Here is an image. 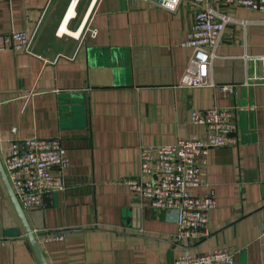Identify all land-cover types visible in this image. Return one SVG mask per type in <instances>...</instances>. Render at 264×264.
I'll return each instance as SVG.
<instances>
[{"label": "crops", "instance_id": "1", "mask_svg": "<svg viewBox=\"0 0 264 264\" xmlns=\"http://www.w3.org/2000/svg\"><path fill=\"white\" fill-rule=\"evenodd\" d=\"M0 0V34L35 29L27 49L0 50V157L11 140L59 138L70 158L66 189L48 192L29 221L49 264H175L226 246L235 264H264V9L216 0L231 16L215 48L212 79L185 87L195 51L183 44L195 18L191 0L176 10L148 0ZM93 30L97 32L92 33ZM81 102L84 111L72 108ZM237 107L239 142L212 148L206 181L214 189L209 234L177 240L176 223L125 180L140 173L143 149L203 137L192 110ZM16 129V131H13ZM32 212L31 209L24 208ZM13 213L19 235L0 236V264H41L0 177V226ZM40 224V223H39ZM62 231L63 240H45Z\"/></svg>", "mask_w": 264, "mask_h": 264}, {"label": "built area", "instance_id": "2", "mask_svg": "<svg viewBox=\"0 0 264 264\" xmlns=\"http://www.w3.org/2000/svg\"><path fill=\"white\" fill-rule=\"evenodd\" d=\"M176 10L182 0H148ZM216 0H191L195 18L184 45L195 48L187 67L185 87H218L224 94L235 92L231 84L217 85L212 79V63L227 23L231 16L214 8ZM227 4H241L253 9H264V0H221ZM78 0H71L64 21L57 33H70L63 29ZM35 29L14 28L0 34L1 49H27ZM97 31L93 30L95 34ZM264 74V54L258 56ZM191 122L206 128L203 137L181 138L175 143L143 149L140 154V173L125 180L138 197L148 199L153 208L165 212L167 220L177 225V240L191 245L209 234L210 213L217 206L214 189L204 195L193 189L206 181L205 159L212 148L236 145L239 142L237 107H210L192 110ZM16 131V129H13ZM9 181L23 208L42 204L48 192L66 189L64 170L70 164L66 148L59 138L28 137L11 140L9 153L2 159ZM63 240L61 232H51L45 240ZM7 240L0 238V245ZM175 264H235L234 254L226 246L193 254L186 250Z\"/></svg>", "mask_w": 264, "mask_h": 264}, {"label": "water", "instance_id": "3", "mask_svg": "<svg viewBox=\"0 0 264 264\" xmlns=\"http://www.w3.org/2000/svg\"><path fill=\"white\" fill-rule=\"evenodd\" d=\"M77 106H74L72 108L73 111H76V113H81L84 111V106L82 105V103L79 101L76 103ZM0 177L3 181V184L6 188V191L8 193V196L10 198V201L13 205V208L15 210V213L17 215V218L19 220V222L21 223V226L23 228V230L25 231L28 239L30 240V243L40 261L41 264H49L45 254L43 253V250L41 248L40 243L38 242L36 235L33 231L32 225L29 221L28 218V214L29 216L32 218V220L34 221V225L35 227H37L38 229L44 228L43 224H41L40 220L39 223L37 221H35L34 218V214L35 215H39L40 214V219H41V213L37 210H40L41 206H37V207H33L30 208L32 210V212H26L25 209L22 207V205L20 204L15 191L9 181V178L7 176L3 161L0 157ZM18 223L15 220V217L13 215V213H11L10 216H7L3 219V221L1 222V226H0V236H17L19 235V230L17 228ZM56 232H62V231H56Z\"/></svg>", "mask_w": 264, "mask_h": 264}, {"label": "bare ground", "instance_id": "4", "mask_svg": "<svg viewBox=\"0 0 264 264\" xmlns=\"http://www.w3.org/2000/svg\"><path fill=\"white\" fill-rule=\"evenodd\" d=\"M65 26V25H64ZM64 26H63V29H64ZM65 27H67V26H65ZM65 30V29H64Z\"/></svg>", "mask_w": 264, "mask_h": 264}]
</instances>
